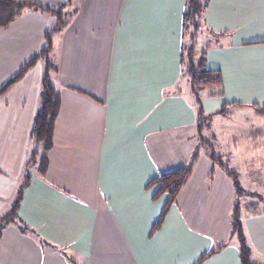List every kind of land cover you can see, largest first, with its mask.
<instances>
[{"label":"crops","instance_id":"1","mask_svg":"<svg viewBox=\"0 0 264 264\" xmlns=\"http://www.w3.org/2000/svg\"><path fill=\"white\" fill-rule=\"evenodd\" d=\"M35 1L69 12L50 34L60 107L45 179L32 174L18 208L30 231L3 230L0 264H194L221 244L202 264H239L233 181L200 145L196 103L183 90L185 0ZM205 20L219 33L216 43L202 37L206 65L220 71L224 89L202 97L208 122L221 120L214 113L225 103L242 104L230 112L264 111V0H209ZM55 22L25 9L0 28V86L45 46ZM42 75L38 60L0 97V215L25 168ZM195 150L191 175L151 234L167 195L153 201L158 185H146L185 166ZM257 209L242 223L251 262L264 264V209Z\"/></svg>","mask_w":264,"mask_h":264},{"label":"trees","instance_id":"2","mask_svg":"<svg viewBox=\"0 0 264 264\" xmlns=\"http://www.w3.org/2000/svg\"><path fill=\"white\" fill-rule=\"evenodd\" d=\"M68 1L70 0H67V2ZM208 2L209 0H185L181 22V73L189 79V89L196 103L197 131L201 143L205 142V139L202 138V129L212 115H206L204 113L202 97L203 95L222 96L224 93L223 79L220 71L209 69L206 65V52L210 45L205 40L208 39L209 42L213 41L216 43L218 39L217 36L219 35V33L207 27L205 12ZM60 7H62V5ZM60 7L51 8L35 0H0V28L8 26L19 17L25 9L49 12L56 18L54 26L45 33V46L39 50V52L33 54L19 68L16 74L0 86V97H2L36 64L38 60L43 61L39 105L32 122L29 152L25 162V168L21 175L20 182L15 189L9 208L5 213L0 215V237L3 230L9 224H14L22 233L30 231L29 227L25 225L18 216V208L22 200L23 190L29 184L32 174H37L41 179H45L48 164L47 152L52 146L55 119L60 107V94L53 78L56 71V64L51 57L52 39L50 37L52 32L60 29L65 24V21L61 18L62 11ZM202 37H205V40H203ZM200 38L202 40H199ZM241 105L240 103H225L214 114L228 117L230 115V108ZM253 107H255V105ZM256 112L262 114L264 111L256 110ZM210 157L216 164L225 169L233 181L236 196L231 211L230 235L235 236L237 239L239 264H254L250 260L251 249L247 242L241 219L242 206L238 197L243 193V189L239 186L237 171L223 164L220 160V155L210 153ZM196 158L197 151L195 150L185 166L159 173L146 185L147 188L158 185L157 191L152 196L153 201L159 199L162 194L167 195V201L162 208L159 219L152 227L151 234L161 227L169 208L174 204L179 191L191 175ZM39 241L41 244H49L41 238ZM224 246L225 244H221L209 249L201 254L194 264H202L206 259L219 252ZM59 250L67 255L63 248L60 247Z\"/></svg>","mask_w":264,"mask_h":264},{"label":"rangeland","instance_id":"3","mask_svg":"<svg viewBox=\"0 0 264 264\" xmlns=\"http://www.w3.org/2000/svg\"><path fill=\"white\" fill-rule=\"evenodd\" d=\"M68 13L62 11L61 18L65 22L69 19ZM182 84L188 93L189 79L186 77ZM215 119L221 120L205 123L201 132L205 142L200 145L209 153L220 155L223 164L239 172L238 183L243 193L238 199L243 219L246 212L264 209V144L258 143H264V112L259 114L254 108H236L230 112V117L217 116ZM257 129L261 130L260 134H256Z\"/></svg>","mask_w":264,"mask_h":264}]
</instances>
